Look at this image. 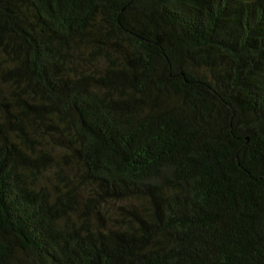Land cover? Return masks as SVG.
<instances>
[{
	"label": "trees",
	"instance_id": "1",
	"mask_svg": "<svg viewBox=\"0 0 264 264\" xmlns=\"http://www.w3.org/2000/svg\"><path fill=\"white\" fill-rule=\"evenodd\" d=\"M0 264H264V0H0Z\"/></svg>",
	"mask_w": 264,
	"mask_h": 264
}]
</instances>
